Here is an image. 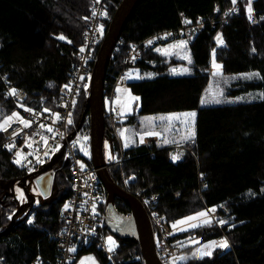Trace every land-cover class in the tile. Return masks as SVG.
Instances as JSON below:
<instances>
[{
  "label": "trees",
  "instance_id": "obj_1",
  "mask_svg": "<svg viewBox=\"0 0 264 264\" xmlns=\"http://www.w3.org/2000/svg\"><path fill=\"white\" fill-rule=\"evenodd\" d=\"M122 2L102 1L101 10L107 12V17L101 22L105 28L103 39L93 49L94 62ZM96 5V0H0V122L16 111L3 93L5 83L26 92L25 105L29 108L58 111L59 90L71 76L81 36ZM247 6L248 0H237L236 4L232 0H143L121 35L106 75L107 88L133 44L150 35L180 28L185 20L193 24L205 21L203 31L189 46L191 74L170 75L169 68L175 62L164 60L151 49L143 53L134 67L145 75L153 74L152 78L129 83L132 93L141 100L139 115L197 112L195 143L188 144L191 152H185L173 163L170 157L174 150L161 141L142 146L135 143L125 149L122 168L109 170L115 184L123 176L134 177L127 186V193L134 197L158 196L153 209L171 225L206 208L220 209V216L227 221L224 226L203 225L175 234L172 239H199L202 244L225 236L229 247L215 249L210 257L175 264H264V0L251 1L252 20L248 18ZM254 17L259 19L255 21ZM61 35L67 39H57ZM218 35L222 44L217 43ZM213 50L225 76L259 74L235 85L232 94L260 91L261 98L202 106L200 100L211 81ZM78 96L69 129L72 132L80 127L89 101L81 90ZM137 117L131 116L127 125L135 123ZM105 122V139L112 141L113 154L119 156L121 147L107 115ZM89 123L86 118L79 129ZM3 140L0 131V143ZM13 155L12 150L0 153V264H32L36 259L43 264H58L57 243L51 237L65 225L61 208L72 194L70 164L61 159L59 166L53 168L49 197L43 196L41 201L20 209L22 204L15 197L13 185L31 173H25L14 163ZM93 165L89 161V167ZM200 173L206 175V187L201 192ZM115 208L123 217L132 213L127 202L119 197L115 199ZM106 234L115 239L116 264H146L136 237L112 233L109 227ZM82 253H93L100 264H113L95 245Z\"/></svg>",
  "mask_w": 264,
  "mask_h": 264
},
{
  "label": "built area",
  "instance_id": "obj_2",
  "mask_svg": "<svg viewBox=\"0 0 264 264\" xmlns=\"http://www.w3.org/2000/svg\"><path fill=\"white\" fill-rule=\"evenodd\" d=\"M102 1L100 0L97 3L95 12L96 15L93 16L90 20V23L85 33H83L82 43L78 47V53L76 61L72 65V73L69 76L68 82L66 85H70L71 92H69L64 86L61 88L60 95L58 97V111L52 113H58L61 117L59 121L53 123L54 117L49 116L47 112L33 109V112L38 115H33L30 112L24 111V108H29L26 104L27 94L24 90H18L9 83H5L4 92L6 99L11 101L16 107V111H20L24 118L32 121L31 127L24 128L18 122L12 123L7 131H2L4 134V140L0 143V153L4 150H9L6 145L14 144V147L11 148L14 151L13 160L17 159L16 153L17 149L22 148L27 152L22 155V165H18L22 168L25 173H31L43 169L45 164H47L55 154H57L58 149L65 148V162L70 164V173H71V197L64 203L61 208V217L65 223L63 230L53 234L51 239L53 242L57 243V262L58 264H81L82 261L85 264H92V261L88 260L89 257L93 258L95 264H100L96 259V256L92 253H82L85 249L93 247L94 245L101 250V253L108 259L109 263L116 264L115 262V250L108 251V245L106 243L107 238L109 237L106 234V228L108 227L106 218V211L103 210V206L107 203L104 192L106 188L98 174L99 169L95 166L89 167V161L93 162L92 155V129L91 122L88 126L82 129H75V131H70V126L67 123L68 114L71 113V119L74 112L76 98L79 94V89L85 83L87 85L89 75L93 73L94 70V47L99 43L103 36L97 31L98 27L102 24V20L105 18L101 15L102 12ZM239 3V2H238ZM237 3V4H238ZM205 27V21L200 20L198 24L185 23L177 29L169 30L161 33H156L155 35H150L149 38L144 40L141 43L133 44L126 56L124 57L123 66L117 77L111 83H108L106 88L105 84V94H104V110L105 115H107L111 121L112 128L117 135V141L120 143L122 137L118 134V129L116 128L119 121V114L115 107V99L117 97V89L120 86L125 85V74L132 69L141 59L143 53L147 50L156 49L159 46H164L167 43H172L175 40L179 39H192L198 35L200 31H203ZM103 35V34H102ZM152 41L151 44L148 42ZM87 46L85 52H79L80 47ZM83 76L85 79L82 81L80 77ZM16 89L18 95L12 96L9 95L11 89ZM78 93V94H77ZM106 101V102H105ZM66 105V106H65ZM89 120L90 118L87 117ZM43 123L46 127H52L53 132L49 133L45 129L39 127ZM14 131L19 132L18 135H14ZM39 133V134H38ZM60 133L63 134L61 137ZM41 136L47 137V144L41 139ZM54 137V138H53ZM87 138L86 141L83 138ZM79 141V142H78ZM84 144L88 155L83 154L84 151L81 150V144ZM31 145V146H30ZM30 146V147H29ZM31 149L32 152H28L27 149ZM126 148L121 147V155L117 156L115 159L106 160V166L109 170L112 167L122 168L125 156L124 151ZM172 155L182 153V156L185 152H191L188 147H179L174 149ZM10 150V151H11ZM29 153H32L29 155ZM47 153V155H45ZM63 156V155H62ZM181 156V157H182ZM26 157V159H24ZM37 157L39 161L37 162ZM63 159V157H62ZM181 159V158H180ZM179 159V160H180ZM178 160V161H179ZM81 164L84 165L81 169ZM94 164V163H93ZM204 173H200V183L201 187L198 189L199 192L206 187V181ZM134 177L125 178L124 176L121 179H118L116 184L117 187H120L127 191V186L132 182ZM122 185V186H121ZM137 199L141 201L145 207L149 218L152 221L155 235L156 248L159 254V257L163 264H175L186 262L191 258H194L192 255L196 251L188 252L187 248L183 246L181 241H175L172 239L174 236L173 228L170 223L163 218L157 211L153 209V204L158 200V196L153 198H146L144 195L137 194ZM95 204V214L92 211V206ZM67 206V207H66ZM212 208H206V211ZM225 210V208H223ZM213 218L212 225L217 224L214 220L217 217L221 218L220 213L215 215H210ZM132 217V213L128 216ZM69 249H75V251H69ZM184 256V260H175L174 257ZM32 264H43L39 262L38 259L32 261Z\"/></svg>",
  "mask_w": 264,
  "mask_h": 264
},
{
  "label": "water",
  "instance_id": "obj_3",
  "mask_svg": "<svg viewBox=\"0 0 264 264\" xmlns=\"http://www.w3.org/2000/svg\"><path fill=\"white\" fill-rule=\"evenodd\" d=\"M143 0H123L113 20L110 21V26L107 30L105 40L99 49V53L96 59L93 70V82L91 88V94L88 101V106L84 112L83 119L79 128L83 126V123L87 117L90 118L92 129V155L95 168L99 169L98 174L100 181L103 182L107 197V209L106 220L109 229L112 233L127 236L136 237L141 245L144 261L146 264H163L155 243L154 228L152 221L149 218L145 207L139 199L127 193L126 190L117 187L110 174V171L106 166V160L104 157V144H105V110H104V92L106 84V75L108 68L113 58L115 48L117 47L121 35L128 24V21L132 18L136 7L140 5ZM65 153V148L57 155V157L51 161L46 167L39 171L31 173L30 176H38L36 183L42 192V196L49 197L52 194L53 181L55 171L52 169L56 163L62 159V155ZM29 176V177H30ZM29 177L23 179V184L26 186V182ZM119 197L125 200L132 209V217H123L118 213L115 208V199ZM36 198H32L31 203L24 204L20 207L33 205ZM18 213V212H17ZM17 213L13 216L12 226ZM123 221V222H122Z\"/></svg>",
  "mask_w": 264,
  "mask_h": 264
},
{
  "label": "snow or ice",
  "instance_id": "obj_4",
  "mask_svg": "<svg viewBox=\"0 0 264 264\" xmlns=\"http://www.w3.org/2000/svg\"><path fill=\"white\" fill-rule=\"evenodd\" d=\"M96 2L99 3L100 0H96ZM236 2H237V0H232L233 4H236ZM233 11H235V9H233ZM247 13H248L249 20H252L251 0H248ZM92 15L95 16L96 12L93 11ZM101 15H103L104 17H107V12L105 11V12L101 13ZM85 19H87V18H85ZM184 22L185 23H191V21H188V20H185ZM97 31L102 36V34H103V25H100L98 27ZM57 39L66 40L67 38L64 37L63 35H61V36H58ZM216 39H217V43L218 44H222L223 43L222 37H220L219 35L217 36ZM68 42L71 43V41H68ZM148 43L151 44L152 41H149ZM86 47H87L86 45L80 47L79 52H81V53L85 52ZM176 49H179V50L187 49V41L180 40L176 44L168 45L167 48H164V49L156 48L155 51L160 53L161 55L169 56V55H173V54H179L178 52H176V53L173 52V50H176ZM253 51H255V49H253ZM180 58L184 59V60H187V62L189 64L192 63L191 56L188 55V54L182 55V56H180ZM212 67L214 69V71H212V73H211V75L213 77L222 75V71H221L222 66L215 62V50H213ZM189 71L190 70L187 67L180 68V69L173 67V68L170 69V73L172 75H184V74L189 73ZM152 75L153 74H151V73L147 74V78L151 79ZM258 75H259L258 73H251L245 78H252V77H255V76H258ZM125 78L126 79H144L145 77L141 76L139 73H136L134 75L132 72H129V73L126 74ZM84 79L85 78L83 76L80 77V80L83 81ZM64 87L69 92H71L72 89H71L70 85H65ZM117 91L119 92L121 90L117 89ZM125 91H127V90H125ZM127 94H128V98H129V104L127 106V111L129 113H131V111H132L131 102L139 101L140 98L137 97V96H133L130 92H128ZM9 95H12V96L18 95L17 90L14 89V88L11 89L10 92H9ZM220 95H222V92L219 90V88H217L216 91L213 92L212 91V86L210 85L209 89L207 91V94L201 98L200 104L201 105H205V104H208V103L219 104V103H221V100L218 98ZM74 104H75V101H73V105ZM24 111L30 112L34 116L38 115L37 113L33 112V110L30 109V108H24ZM43 111L47 112L49 114V116L54 117V119L52 121L53 123H56L57 121H59L61 119V117H60V115L58 113H52L50 109L45 108V109H43ZM120 115H124V111H121ZM195 117H196V113L195 112H183V113H172V114L148 117V118H146V120H147L148 124H153L154 121H159L161 124H166V130H168V131L172 130V128L175 125V122H179V123H181V124H183V125H185L187 127V135L182 137V140H184V141H187V140L194 141L195 140ZM13 122H18L24 128L31 127V125H32V121L24 119L18 113L13 112L11 115L5 117L2 122H0V131H7L8 128L11 126V123H13ZM67 123L69 125L72 124L71 113L68 114ZM39 127L42 128V129H45L49 133L53 132V128L52 127H46L43 123H41L39 125ZM127 131H128L127 129H124V130H122L120 132V135H121L122 138L124 137V134ZM18 134H19V132L14 131V135H18ZM60 135H61V137L63 136L62 133H60ZM145 136H161V133H157V132H154V131H147V132H145V133L140 135V141H139L140 143L144 142V137ZM41 139L44 141L45 144H47V137L41 136ZM83 139L86 141L87 138L85 137ZM131 142L132 141H130L129 139H125L124 147L127 148ZM169 142L177 143L176 141H169L167 139L163 140V143H165V144L169 143ZM6 147H8L9 150H11V148L14 147V144L6 145ZM105 147L107 148V145H105ZM58 148H59V146H57L56 150H58ZM81 150L84 151L85 155H88V152L86 151L85 146H84L83 143L81 144ZM31 154L32 153H29V155H31ZM45 155H47V153H45ZM16 156H17V159L14 161V163H16L17 165H22V159H21L22 153L18 151L16 153ZM181 156H182V153L174 154L170 158H171L172 162L175 163L181 158ZM109 158L111 159L112 157L109 156ZM24 159H26V157H24ZM37 162H40L39 161V157H37ZM83 167H84V165L81 164V169H83ZM262 191H264V190H262ZM19 198L21 200H24V194L22 192L19 193ZM92 211L95 214V211H96L95 204H93V206H92ZM209 212L215 213L216 212V208L209 209L208 211H201V212L197 213L194 216H189L186 219L179 220L175 224L172 225V228L175 230L178 225H188L191 228H196V227H200V226H203V225H210L212 223V220L208 218ZM9 218H11V217H9ZM193 221H197V223H190V222H193ZM28 223H32V221L29 220ZM226 223H227V221H225V220L219 221V224L221 226H223ZM180 230L181 231H187L188 228H183L182 227V228H180ZM191 242L195 243V244H199V241L193 240ZM106 243L108 245V251H110V252L113 251L114 247L116 245V242L113 240V238L111 236H109L107 238ZM217 247H219V248H228L229 247L228 241L222 239L220 241H213V242H211L209 244H204L200 248H197L196 251L192 253V255L194 257H198V258H203L204 256H209L210 257L212 255V251L215 248H217ZM69 251H75V249H69ZM173 259H174V261L175 260H184L185 257L184 256H180V257H174ZM88 260L92 261V264H95V261L93 260V258L89 257ZM81 264H85V262L82 261Z\"/></svg>",
  "mask_w": 264,
  "mask_h": 264
},
{
  "label": "rangeland",
  "instance_id": "obj_5",
  "mask_svg": "<svg viewBox=\"0 0 264 264\" xmlns=\"http://www.w3.org/2000/svg\"><path fill=\"white\" fill-rule=\"evenodd\" d=\"M252 1V0H251ZM254 19H255V17H254ZM259 18H257V19H255V21H257ZM104 31H105V28H104V26H103V33H104ZM180 40H184V41H187V49H185V50H179V49H176V50H173V52L174 53H176V52H178L179 54H173V55H169V56H164V55H162L165 59L164 60H166V61H173V62H175L174 63V66L173 67H175V68H178V69H180V68H185V67H187L190 71H189V73H187V74H184V75H189V74H191V64H189L188 62H187V60H184V59H181L180 58V56H182V55H185V54H188V55H190L191 56V54H190V50H189V46H190V44L193 42V40L192 39H179V40H175V41H173L172 43L170 42V43H167L166 45H164V46H159V47H157V48H161V49H164V48H167L168 47V45H170V44H176V43H178ZM98 44V43H97ZM96 44V45H97ZM216 59V58H215ZM192 60V59H191ZM212 60H213V57H212ZM215 62L217 63V64H219V65H221L220 63H218L216 60H215ZM212 65V64H211ZM222 66V65H221ZM173 67H170L169 68V74L170 75H172L171 73H170V69L171 68H173ZM134 68V71L132 72L134 75L136 74V73H141V69L140 68H138V67H133ZM132 68V69H133ZM223 69H221V71H222ZM211 73H212V71H214V69H213V67L211 66ZM128 73V72H127ZM126 73V74H127ZM125 74V75H126ZM93 73L91 74V75H89V79H88V82H87V85L84 83L82 86H81V92L83 91L88 97H90V94H91V88H92V82H93ZM141 76H144V77H147V75H142V74H140ZM249 74H242V75H238V76H225L224 74H223V71H222V75L221 76H216V77H213L212 75H211V81H210V84H208L209 86L211 85L212 86V91L213 92H215L216 91V89L217 88H219V90L222 92V95H220L218 98L221 100V103H219V104H216V103H208V104H205V105H202V106H213V105H221V104H237V103H242V102H247V101H252V100H257V99H259V98H261V92L260 91H251V92H248V93H243V94H240V95H237V96H234L233 94H232V92L234 91V89H235V85H240L239 83H244V81H247V80H249V79H252V78H245V77H247ZM172 76H181V75H172ZM137 80H140V79H126L125 78V85L124 86H120V87H118V89H120L121 91H117V97H116V99L114 100L115 101V107H118L119 108V110H121V111H124V108L125 107H127L128 106V104H129V98H128V92H130L133 96H136L135 94H133L132 93V91H131V89L129 88V83L130 82H134V81H137ZM209 86H208V89H209ZM208 89H207V91H208ZM125 90H127V91H125ZM207 94V92L205 93V95ZM204 95V96H205ZM137 97H139V96H137ZM80 97L78 96L77 98H76V101L79 99ZM106 102V101H105ZM135 103H136V101H133V102H131V109H132V113H134L135 112V109H134V105H135ZM16 113H18L22 118H24V116H23V114L20 112V111H15ZM183 112H195L196 113V117H195V123H196V118H197V112L196 111H180V112H169V113H164V114H160V115H166V114H172V113H183ZM132 113H130V114H132ZM73 116V115H72ZM154 116H159V115H140V116H138V117H140V118H142L141 120H139V121H137V123H136V127H138V128H141V129H146V128H149V127H151L150 125H157V126H159L160 128H162V130H164V132L168 135V136H170L169 138L171 139V140H174V139H176V140H178V143H171L172 145L171 146H173L174 147V149H177V148H179V147H189L188 146V144H193V143H195V140L194 141H192V140H187V141H184V140H182V137H184L185 135H187V127L185 126V125H183V124H181V123H179V122H175V125H174V127L172 128V130L171 131H168V130H166V124H161L159 121H154L153 122V124H148V122H147V120H146V118H148V117H154ZM25 119V118H24ZM73 119V118H72ZM13 123H15V122H13ZM12 124V123H11ZM117 128V127H116ZM118 129V128H117ZM195 135H196V124H195ZM172 138H174V139H172ZM179 138H181V140L179 139ZM109 139L107 138V139H105L104 141H105V145H107V148L105 147V145H104V157H105V160H112V159H114L113 157V154H112V152H110V141H108ZM175 141V140H174ZM31 146V145H30ZM29 146V147H30ZM172 148V147H171ZM28 150V152H32V150L29 148V149H27ZM21 152L22 153V155H24L27 151L26 150H24V149H22V148H19V149H17V152ZM62 151V149L60 148V149H58V151H57V154H55V155H53V156H51L52 157V160L51 161H53L56 157H57V155H59V153ZM84 154V153H83ZM109 156H111L112 158L110 159L109 158ZM50 161V162H51ZM63 161H65V156L63 155ZM49 162V163H50ZM49 163H47V164H45L44 166L46 167ZM59 162L58 163H56L55 164V166L53 167V168H56V167H58L59 166ZM52 168V169H53ZM31 173H33V172H31ZM38 176H30L29 178H28V180H27V182L25 183L26 184V186L23 184V181L21 182H16V183H14V185H13V189H14V192H15V197L19 200V202L22 204V205H24V204H27V203H29L30 201V199L32 200V198H36V200L39 202V201H41L42 199H43V196H42V192L40 191V189H39V187H38V185H37V183H36V178H37ZM20 192H22L23 194H24V200H21L20 198H19V193ZM36 201V202H37ZM214 208H216V207H214ZM223 208H225V207H222V209ZM219 208H216V212L215 213H211V212H209V215H208V218L209 219H211L212 220V222H213V218H212V216H210V215H215L216 213L218 214V212H219ZM204 211H206V210H204ZM13 212V211H12ZM187 217H189V216H187ZM187 217H185V218H183V219H186ZM182 220V219H181ZM217 223H218V225H220L219 224V221H221V220H224L223 219V217H221V218H216V219H214ZM176 223V222H175ZM175 223H173V224H175ZM190 223H197V221H193V222H190ZM172 224V225H173ZM212 225V223L210 224V225H207V226H211ZM215 225H217V224H215ZM224 226V225H223ZM188 228V230L187 231H189V230H191V229H194V228H191V227H189L188 225H178L177 226V228L174 230V229H172L173 230V233H174V235L175 234H178V233H181V232H184V231H181L180 230V228ZM112 237V236H111ZM113 238V240L115 241V239H114V237H112ZM222 239H224V240H227L226 239V237L225 236H223L221 239H218V240H216V241H220V240H222ZM193 240H195V241H199V239L197 240V239H185V241L184 240H182V242H180V243H182L183 244V246L184 247H186L188 250V252H193L194 250H192V251H189V250H191L193 247H196V249L197 248H200L202 245H204V244H209V243H211V242H213V241H211V242H206V243H202V244H200V242H199V244H195V243H192L191 241H193ZM228 244L230 245V243L228 242ZM217 248H219V247H217ZM217 248H215V249H217ZM214 249V250H215ZM213 250V251H214ZM212 251V252H213ZM194 258H198V257H194ZM96 260V259H95Z\"/></svg>",
  "mask_w": 264,
  "mask_h": 264
},
{
  "label": "crops",
  "instance_id": "obj_6",
  "mask_svg": "<svg viewBox=\"0 0 264 264\" xmlns=\"http://www.w3.org/2000/svg\"><path fill=\"white\" fill-rule=\"evenodd\" d=\"M133 72L134 71V68L133 69H130L129 71H128V73L129 72ZM135 72V71H134ZM144 72L141 70V73L140 74H142V75H145V74H143ZM141 80V79H140ZM138 81V80H137ZM134 109H135V112L134 113H132V111H131V113L132 114H130L128 111H127V107H125L124 108V115H120V113H121V110H119V108L118 107H116V110L118 111V113L117 114H119V121H118V134L120 135V132L122 131V130H124V129H127L128 131L127 132H125V134H124V137L122 138L123 140V142L125 143V139H129L130 141H132L130 144H129V146H131V145H133V144H140L141 146L142 145H147V144H149L150 142H152V141H161L162 143H163V140L164 139H167V140H169V141H176L177 143H178V140H176V139H174V138H172V139H174V140H171L169 137L170 136H168L165 132H164V130H162V128H160L159 126H157V125H150L151 127H149V128H146V129H141V128H138V127H136V123H137V121H139V120H141L142 118H140V117H137V121L135 122V123H129L128 125H127V121H128V119L131 117V116H133V115H138V116H140L138 113H139V111H140V109H141V100L139 99V101H136V103H135V105H134ZM142 116V115H141ZM147 131H154V132H157V133H161V136H145L144 137V142L143 143H140L139 141H140V135L141 134H143V133H145V132H147ZM121 136V135H120ZM196 136V135H195ZM180 140H181V138H179ZM117 141V140H116ZM119 142V141H118ZM172 142H169V143H163L166 147H168V148H171V147H173V146H171L172 144H171ZM110 152H112V154H113V146H112V141H110ZM119 145H120V147H122V146H124V144L123 143H118ZM129 146L127 147V148H129ZM125 148V147H124ZM113 158L115 159L117 156H116V154H113ZM54 170V169H53ZM55 171V170H54Z\"/></svg>",
  "mask_w": 264,
  "mask_h": 264
},
{
  "label": "bare ground",
  "instance_id": "obj_7",
  "mask_svg": "<svg viewBox=\"0 0 264 264\" xmlns=\"http://www.w3.org/2000/svg\"><path fill=\"white\" fill-rule=\"evenodd\" d=\"M93 254V253H92Z\"/></svg>",
  "mask_w": 264,
  "mask_h": 264
}]
</instances>
